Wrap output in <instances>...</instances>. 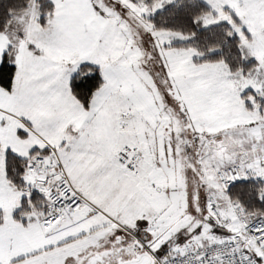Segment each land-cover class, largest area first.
I'll return each instance as SVG.
<instances>
[{"label":"snow or ice","instance_id":"6c2138e0","mask_svg":"<svg viewBox=\"0 0 264 264\" xmlns=\"http://www.w3.org/2000/svg\"><path fill=\"white\" fill-rule=\"evenodd\" d=\"M0 264H264V0H0Z\"/></svg>","mask_w":264,"mask_h":264},{"label":"trees","instance_id":"16d2710c","mask_svg":"<svg viewBox=\"0 0 264 264\" xmlns=\"http://www.w3.org/2000/svg\"><path fill=\"white\" fill-rule=\"evenodd\" d=\"M183 43H185V42H177V43H173V44H174V46H180ZM197 43H201L202 44L203 41L202 40H199V41H197Z\"/></svg>","mask_w":264,"mask_h":264},{"label":"rangeland","instance_id":"374dc122","mask_svg":"<svg viewBox=\"0 0 264 264\" xmlns=\"http://www.w3.org/2000/svg\"><path fill=\"white\" fill-rule=\"evenodd\" d=\"M177 42H181V41H174L173 43H177Z\"/></svg>","mask_w":264,"mask_h":264}]
</instances>
